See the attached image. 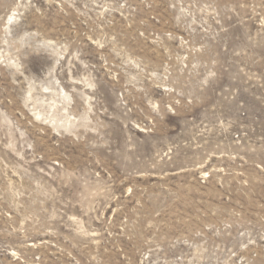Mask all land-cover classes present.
I'll use <instances>...</instances> for the list:
<instances>
[{
    "label": "rangeland",
    "instance_id": "1",
    "mask_svg": "<svg viewBox=\"0 0 264 264\" xmlns=\"http://www.w3.org/2000/svg\"><path fill=\"white\" fill-rule=\"evenodd\" d=\"M0 264H264V0H0Z\"/></svg>",
    "mask_w": 264,
    "mask_h": 264
},
{
    "label": "bare ground",
    "instance_id": "2",
    "mask_svg": "<svg viewBox=\"0 0 264 264\" xmlns=\"http://www.w3.org/2000/svg\"><path fill=\"white\" fill-rule=\"evenodd\" d=\"M53 107V106H52ZM69 119V118H68Z\"/></svg>",
    "mask_w": 264,
    "mask_h": 264
}]
</instances>
